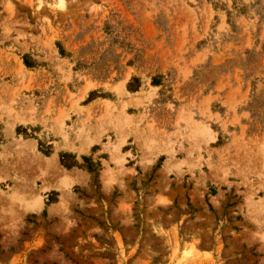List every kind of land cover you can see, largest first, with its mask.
<instances>
[{
  "label": "rangeland",
  "instance_id": "374dc122",
  "mask_svg": "<svg viewBox=\"0 0 264 264\" xmlns=\"http://www.w3.org/2000/svg\"><path fill=\"white\" fill-rule=\"evenodd\" d=\"M0 264H264V0H0Z\"/></svg>",
  "mask_w": 264,
  "mask_h": 264
},
{
  "label": "trees",
  "instance_id": "16d2710c",
  "mask_svg": "<svg viewBox=\"0 0 264 264\" xmlns=\"http://www.w3.org/2000/svg\"><path fill=\"white\" fill-rule=\"evenodd\" d=\"M60 54H62V51L60 50ZM25 66H28L27 62H24ZM137 82V80L134 78L132 79V81H130L127 84V90L129 92H134L135 88L133 87V83ZM26 135V134H25ZM43 153V152H42ZM45 156L49 155V152H44L43 153ZM163 158H161L160 160H162ZM81 160L83 161V165H79L76 160L75 157L69 154H60L59 155V163L60 165L66 169V170H70L72 168H80V169H84L86 170V172L88 174H90L92 177L97 178L98 176V171L100 169V166L98 163H93L90 158L88 157H81ZM52 195H56V193L51 192L50 193V197ZM54 201H52V199H49L48 202H46V206H48L49 204L53 203ZM43 215L45 216V210L43 211Z\"/></svg>",
  "mask_w": 264,
  "mask_h": 264
}]
</instances>
